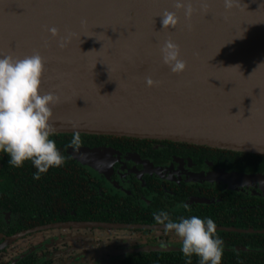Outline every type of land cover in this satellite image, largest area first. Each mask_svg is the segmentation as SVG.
<instances>
[{
    "label": "water",
    "instance_id": "obj_1",
    "mask_svg": "<svg viewBox=\"0 0 264 264\" xmlns=\"http://www.w3.org/2000/svg\"><path fill=\"white\" fill-rule=\"evenodd\" d=\"M174 2L0 0V58L37 52L43 58L38 94L60 98L49 120L51 134L78 131L264 155V0H236L230 11L223 0H206V15L202 0H185L195 10L190 19ZM165 10L179 17L175 28L161 29ZM51 27L58 29L56 37L49 35ZM62 38L67 43L60 48ZM168 39L179 45L186 62L182 73L162 63L160 48ZM148 76L159 84L146 87ZM96 151L72 153L94 166ZM202 179L264 185V175L221 172ZM15 238H5L2 246Z\"/></svg>",
    "mask_w": 264,
    "mask_h": 264
},
{
    "label": "flooded vegetation",
    "instance_id": "obj_2",
    "mask_svg": "<svg viewBox=\"0 0 264 264\" xmlns=\"http://www.w3.org/2000/svg\"><path fill=\"white\" fill-rule=\"evenodd\" d=\"M64 135L71 137L53 139L63 165L38 180L31 161L13 167L0 152V264H144L136 259L141 254L181 252L174 231L92 226L160 225L153 219L159 211L174 222L213 219L223 240L221 264H264V238L251 236L264 235V185L202 179L263 176L264 166H255L264 163L262 154L80 133L79 148L97 150L90 166L73 156V133ZM7 237L16 238L2 246ZM163 258L168 262L146 264H177ZM186 264L199 260L193 255Z\"/></svg>",
    "mask_w": 264,
    "mask_h": 264
},
{
    "label": "clouds",
    "instance_id": "obj_3",
    "mask_svg": "<svg viewBox=\"0 0 264 264\" xmlns=\"http://www.w3.org/2000/svg\"><path fill=\"white\" fill-rule=\"evenodd\" d=\"M235 2L223 0L225 11H230ZM174 8L183 10L185 19H190L195 11L192 4L185 0H175ZM208 8L206 0H202L201 13L206 15ZM160 18L162 30L175 28L179 23L175 11L165 10ZM47 31L52 37L58 35L55 27ZM66 43L67 40L62 38L58 47L63 48ZM160 52L162 63L171 73L179 74L185 70L186 62L180 58L179 45L171 39L164 42ZM43 66L44 60L38 52L23 59H14L10 55L0 58V152L9 156V164L13 167H21L25 161H31L37 169L33 177L37 180L50 168H58L64 163L55 142L49 139L54 131L49 120L60 98L51 92L38 94ZM158 84L159 81L150 76L145 77L146 87ZM72 127L75 129L77 125ZM80 144V133L74 131L71 146L78 149ZM153 219L156 224L164 225L166 232H175L181 240V252L185 258L195 255L199 264H221L223 240L215 235L213 219L202 220L191 216L174 222L164 211L153 213ZM160 247L163 249L165 245L162 243Z\"/></svg>",
    "mask_w": 264,
    "mask_h": 264
},
{
    "label": "trees",
    "instance_id": "obj_4",
    "mask_svg": "<svg viewBox=\"0 0 264 264\" xmlns=\"http://www.w3.org/2000/svg\"><path fill=\"white\" fill-rule=\"evenodd\" d=\"M55 137L57 138H68L71 137L70 135H64V134H59L58 136L55 134H50V138L51 140L55 139ZM66 140V139H65ZM54 141V140H53ZM64 144L66 145V141H63ZM64 145V146H65ZM66 147V146H65ZM257 157H264V155H257ZM256 167L259 166H264V163H260L255 165ZM216 235V234H215ZM253 236V238L259 239V238H264V235H251ZM220 238V236H217ZM233 252H230L229 254H232ZM243 255V254H241ZM168 256H173L175 258V262L177 264H186L187 262V258H185L182 254V252H176V253H150V254H141L140 256H138L136 259L139 260L140 262L146 264V263H157V262H168L167 259L163 258V257H168ZM172 260V259H171ZM240 263L244 264L246 263L245 260L243 258L240 259Z\"/></svg>",
    "mask_w": 264,
    "mask_h": 264
}]
</instances>
